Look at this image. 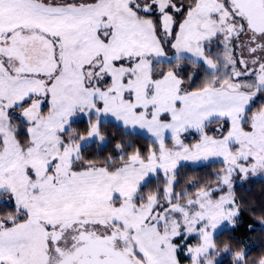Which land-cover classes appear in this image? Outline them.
Returning <instances> with one entry per match:
<instances>
[{
  "label": "snow or ice",
  "instance_id": "obj_1",
  "mask_svg": "<svg viewBox=\"0 0 264 264\" xmlns=\"http://www.w3.org/2000/svg\"><path fill=\"white\" fill-rule=\"evenodd\" d=\"M254 180L264 0H0V264H264Z\"/></svg>",
  "mask_w": 264,
  "mask_h": 264
},
{
  "label": "trees",
  "instance_id": "obj_2",
  "mask_svg": "<svg viewBox=\"0 0 264 264\" xmlns=\"http://www.w3.org/2000/svg\"><path fill=\"white\" fill-rule=\"evenodd\" d=\"M143 143H146L145 141H142ZM238 188L242 189L243 191V195L245 197H253L254 198V204L256 201H258L261 197V193H264V183H261L258 180H254L251 182V190L247 191L244 189L248 188V185H238ZM259 213H252L249 211H244L242 213V218L241 220L238 222L236 228L232 231H230V235H234L238 238L237 241L234 242H239V241H243L245 246H250L254 244V239L255 237H257V233H260V231L257 232H253V231H249V225H252L253 227H257L256 221L254 219L255 216H258ZM263 233V232H262ZM259 237V240L261 242L260 245H264V238ZM255 250H253L252 254H256L258 255L261 252H264V247H256L254 248ZM258 253V254H257ZM230 261V260H228ZM227 261L226 255L223 258V264H225ZM186 262V261H185Z\"/></svg>",
  "mask_w": 264,
  "mask_h": 264
},
{
  "label": "rangeland",
  "instance_id": "obj_3",
  "mask_svg": "<svg viewBox=\"0 0 264 264\" xmlns=\"http://www.w3.org/2000/svg\"><path fill=\"white\" fill-rule=\"evenodd\" d=\"M143 143V142H142ZM249 199H251V200H253L254 201V198L253 197H248ZM257 232V231H256ZM258 235H257V237H255V239H254V244L253 245H250V246H254V245H258V244H261V242H260V240H259V237H263L264 238V232L262 233V232H260V233H257ZM223 235H230V231H225L224 233H223ZM260 238V239H261ZM253 250H255V249H253ZM258 254V253H257ZM253 256H256V254H252ZM225 257V256H224ZM224 257H222L221 259H222V262H223V258ZM226 258H227V261L228 260H230L228 257H227V255H226ZM185 264H187V261L185 262ZM225 264H230V261H228V262H226Z\"/></svg>",
  "mask_w": 264,
  "mask_h": 264
}]
</instances>
